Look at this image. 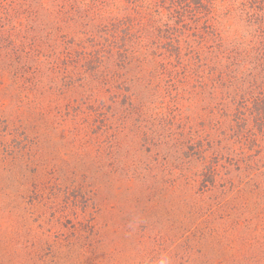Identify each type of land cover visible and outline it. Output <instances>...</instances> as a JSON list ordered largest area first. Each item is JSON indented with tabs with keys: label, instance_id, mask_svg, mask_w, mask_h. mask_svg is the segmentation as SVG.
I'll use <instances>...</instances> for the list:
<instances>
[{
	"label": "rangeland",
	"instance_id": "rangeland-1",
	"mask_svg": "<svg viewBox=\"0 0 264 264\" xmlns=\"http://www.w3.org/2000/svg\"><path fill=\"white\" fill-rule=\"evenodd\" d=\"M213 3L228 42H187L201 66L171 82L122 70L96 90L46 58L33 91L0 75V264H264V71L211 85L257 26Z\"/></svg>",
	"mask_w": 264,
	"mask_h": 264
},
{
	"label": "trees",
	"instance_id": "trees-1",
	"mask_svg": "<svg viewBox=\"0 0 264 264\" xmlns=\"http://www.w3.org/2000/svg\"><path fill=\"white\" fill-rule=\"evenodd\" d=\"M240 6L249 26L257 27L249 40H242L248 42L245 47L221 49L214 89L231 90L232 79L247 66L264 71L263 8L257 0H243ZM122 8L123 16L113 15ZM214 12L213 0H0V75L10 74L18 90L33 91L42 71L40 59L46 58L49 70L66 74L64 79L70 68L78 71L83 63L96 90L116 83L122 70L171 82L175 68L182 73L190 69L187 57L196 72L201 66L199 52L187 42H228L212 25ZM234 39L241 42L237 35ZM215 171L209 167L208 175Z\"/></svg>",
	"mask_w": 264,
	"mask_h": 264
}]
</instances>
